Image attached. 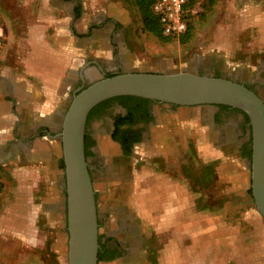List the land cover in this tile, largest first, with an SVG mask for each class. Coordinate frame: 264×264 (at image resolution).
I'll use <instances>...</instances> for the list:
<instances>
[{"label": "crops", "instance_id": "1", "mask_svg": "<svg viewBox=\"0 0 264 264\" xmlns=\"http://www.w3.org/2000/svg\"><path fill=\"white\" fill-rule=\"evenodd\" d=\"M81 4L17 0L15 11L0 7V264H69L60 132L71 98L79 85L120 69L118 62L147 64L116 38L113 30L129 20L118 6L90 17L78 14ZM207 13L189 46L207 34L200 26H222L213 31L211 48L200 46L197 67L226 66L242 35L264 44V0H213ZM240 71L253 68L244 62ZM164 107H155L158 125L137 146L130 175L95 179V193L106 202L98 212L100 253L114 234L124 243L131 233L135 240L121 258L101 254L99 264H264L249 116L216 105ZM103 135L104 145H116Z\"/></svg>", "mask_w": 264, "mask_h": 264}, {"label": "water", "instance_id": "2", "mask_svg": "<svg viewBox=\"0 0 264 264\" xmlns=\"http://www.w3.org/2000/svg\"><path fill=\"white\" fill-rule=\"evenodd\" d=\"M134 96L179 106L227 105L252 128V195L264 218V100L245 84L190 70L124 71L98 76L71 98L60 137L67 187L69 264H99V217L85 150L89 113L101 102Z\"/></svg>", "mask_w": 264, "mask_h": 264}, {"label": "rangeland", "instance_id": "3", "mask_svg": "<svg viewBox=\"0 0 264 264\" xmlns=\"http://www.w3.org/2000/svg\"><path fill=\"white\" fill-rule=\"evenodd\" d=\"M16 1L17 0H0V7H8V8L11 7L10 9L11 10L14 9L15 11L14 6L16 5ZM81 1H82L81 6L77 8V12L79 15L80 14L82 15L83 13H87L88 16L91 17L95 13H99V11H103L101 10L100 7H103L105 9L107 6L111 8V6L116 5L118 6L119 10L123 11V13H125L129 18L128 22H126L127 26L125 24H123L120 27L118 26V30L116 31V29H114L113 32L117 33L116 38L120 39L122 43L128 46L129 49H131V52L133 51V53H136L140 59L146 58L147 64L142 63L141 65H135V64L131 65L127 61L124 62L126 65H124L123 63L120 64V62L117 63L120 64L121 66H127L126 67L127 71H150V69L153 70L155 69L159 71L190 70L196 72L197 70H199V68L197 69L195 67V63H193L195 59V55L197 53L199 54L202 53V51H204L203 48H200V46H206L211 48L212 47L211 45L213 43L215 44V41L212 37L213 31L222 26V24L219 22H216L215 25L211 24L212 26L211 25L208 26V24H204L200 26L199 30H203L205 28L204 33L207 32V34L204 35V37L202 38L198 37L196 40L197 42L191 41V43L193 44L191 45V43H189L191 45L189 46L187 44L189 41L186 43H182L180 36L179 37L169 36L170 38H167L165 40L160 38L158 35L147 30L144 26L141 12L135 0H81ZM196 9L197 12L193 19V26H196V24L199 21L202 22L207 19V14H208L207 11H209L210 8L209 7L205 8L201 3V1L199 0L196 3ZM16 12L18 11L16 10ZM108 14H109L108 18H111L112 14L110 13ZM217 15H218L217 16L218 19L222 18L223 20H225L224 17H220L219 14ZM250 36L248 41L244 40V35L241 36V40L238 42L241 43L242 47L236 50L234 56L231 55L227 56L226 66L216 67L219 68L217 70L218 73L221 72L226 74L232 73L230 75H234L235 73L241 72L240 69L243 63L247 62L248 65L252 66L253 68L252 72L254 73L259 72L258 74H260L261 72L260 68L264 65V44H262L259 41V37L252 39V36L251 37ZM162 58H171V63L168 65H163L161 62ZM214 69L215 68L212 67V69L209 72L211 74L214 73ZM89 130L100 131V135H98L99 147L104 145L105 142H107L105 140L107 138L103 135V133L106 132V128L103 127V124L101 125L100 122L91 120L89 123ZM192 144L195 147L196 144L195 140L192 141ZM101 151L104 153V155H106L105 152L108 151L109 157L106 159L107 161H109V158H111V160H114L118 155L117 152L118 147L114 144L104 145V150H100V154H102ZM90 158L92 159V156H90ZM1 173L2 172H0V176H2ZM96 186L100 190L99 182L97 181H96ZM109 188H111V192H112L115 187L111 186ZM112 194H114V192L109 193L108 194L110 195L109 197H111ZM96 201L99 212L104 209L106 203L105 200L102 199V194H100L99 192L96 194ZM253 205H255L254 202Z\"/></svg>", "mask_w": 264, "mask_h": 264}, {"label": "flooded vegetation", "instance_id": "4", "mask_svg": "<svg viewBox=\"0 0 264 264\" xmlns=\"http://www.w3.org/2000/svg\"><path fill=\"white\" fill-rule=\"evenodd\" d=\"M120 64H122V62ZM126 67L127 66H122L118 70L107 71L102 75L110 76L117 72H124L127 71ZM195 67L197 69L199 68V70L195 72L198 74H208L212 69V66H207L205 64H202L198 67L195 65ZM218 69L219 68H215L214 73L212 74L215 76H222L239 81L254 90L264 100V65L260 68V74H258L259 72H253L244 75L243 73L239 72L235 73L234 75H230L222 72L218 73ZM85 86L86 84L79 85L76 89V93ZM165 104L166 103L164 102H158L145 98L142 99L139 97L134 98L131 96H124L120 99L116 97L105 100L91 110L92 112L89 113L87 120L85 145L87 146L86 157L93 184L95 179L99 178L100 176L105 177L109 175L116 177L121 175L122 171L126 176L130 175V168L127 164L130 162L131 157L135 154L137 146L144 142L145 138L150 133V131H152L153 127H157L158 125L159 116L157 115L158 111H156L155 107H164ZM168 105L170 106V109L175 112H178V110H180L182 107L174 104ZM216 106H220L222 108H234L227 105ZM217 118L218 116L216 119ZM91 120L98 121L101 123V125L103 124V127L106 128L105 133H108L111 140L116 143V145H118V155L114 160L109 158V161H107L106 159L109 156L107 157L100 154L98 141V135H100V131L89 130V123ZM171 121L173 123L176 122L175 116H171ZM115 135L118 137L114 138ZM90 156H92V159ZM132 235L133 234L131 233L128 237L126 236L127 242L124 243L123 240L116 238L114 234L113 238L108 240L107 249L101 253L102 257H106L108 260L121 258V253H123L124 249L131 245L132 241H135L134 238H131Z\"/></svg>", "mask_w": 264, "mask_h": 264}, {"label": "built area", "instance_id": "5", "mask_svg": "<svg viewBox=\"0 0 264 264\" xmlns=\"http://www.w3.org/2000/svg\"><path fill=\"white\" fill-rule=\"evenodd\" d=\"M189 0H154V11L159 16L163 34L179 37L188 29L186 15H195L196 5L189 6ZM4 34L0 29V48Z\"/></svg>", "mask_w": 264, "mask_h": 264}, {"label": "trees", "instance_id": "6", "mask_svg": "<svg viewBox=\"0 0 264 264\" xmlns=\"http://www.w3.org/2000/svg\"><path fill=\"white\" fill-rule=\"evenodd\" d=\"M198 1L199 0H189V4L188 5L189 6H195ZM200 1H201V3L203 4V6L205 8H207V7L210 8V6L213 4V0H200ZM135 2L138 5L139 10L141 12L145 28L147 30H149L150 32L158 35L162 39L166 40L167 38H170L169 36H166V35L163 34L159 16L154 11V7H153L154 6V0H135ZM194 16L195 15H188V14L186 15V18L188 20V29H187V31L185 33H183L180 36V39H181L182 43L188 42L190 40V38L193 36V31L195 29V26H193ZM122 97H124V96H120V97H117V98L120 99ZM131 97H134V96H131ZM134 98H137V97H134ZM117 137L118 136L115 135L114 138H117ZM86 148H87V146L85 145V150H86ZM0 170H1V166H0ZM2 188H3V183L0 180V190ZM100 257H101V253L99 251V258Z\"/></svg>", "mask_w": 264, "mask_h": 264}]
</instances>
